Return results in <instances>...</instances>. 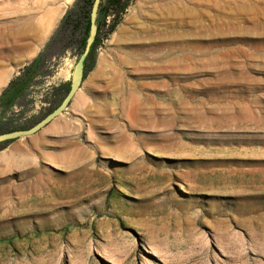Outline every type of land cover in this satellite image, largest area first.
<instances>
[{
  "label": "rangeland",
  "instance_id": "374dc122",
  "mask_svg": "<svg viewBox=\"0 0 264 264\" xmlns=\"http://www.w3.org/2000/svg\"><path fill=\"white\" fill-rule=\"evenodd\" d=\"M72 1L0 0V91ZM56 50L2 119L69 81ZM0 264H264V0H131L65 110L0 148Z\"/></svg>",
  "mask_w": 264,
  "mask_h": 264
},
{
  "label": "trees",
  "instance_id": "16d2710c",
  "mask_svg": "<svg viewBox=\"0 0 264 264\" xmlns=\"http://www.w3.org/2000/svg\"><path fill=\"white\" fill-rule=\"evenodd\" d=\"M131 0H99L96 11V31L88 53L83 62V78L92 68L95 61L96 48L114 29L126 7ZM93 0H73L63 11L54 29L51 31L42 49L36 57L26 66L22 67L18 74L11 77L4 88L0 91V104L9 102L12 105L21 106L26 102V94L29 92L30 82L34 68L49 50L57 49L61 53L66 49L74 50L79 54L83 48L87 36L89 24V11ZM68 89V82H60L51 85L42 94V100L46 104L39 112V118L44 116L55 107ZM0 114V132L25 128L33 124L36 117L28 118L24 121H11L2 119ZM0 142V148L7 142Z\"/></svg>",
  "mask_w": 264,
  "mask_h": 264
},
{
  "label": "water",
  "instance_id": "95a60500",
  "mask_svg": "<svg viewBox=\"0 0 264 264\" xmlns=\"http://www.w3.org/2000/svg\"><path fill=\"white\" fill-rule=\"evenodd\" d=\"M98 3L99 0H93L92 5L90 7L87 36L85 38L83 48L72 66L68 81V89L65 95L62 97L60 102L55 107H53L49 112H47L44 116L36 120L30 126L25 128H18V129L0 132V142L6 140H13L18 137L29 136L35 133L36 131H38L39 129H41L53 118H55L57 115H59L61 112L65 110L69 101L80 87L81 81L83 79V62L88 53L89 47L93 41L96 31L95 18H96ZM7 105H8L7 102L0 104V114L7 107Z\"/></svg>",
  "mask_w": 264,
  "mask_h": 264
},
{
  "label": "bare ground",
  "instance_id": "6f19581e",
  "mask_svg": "<svg viewBox=\"0 0 264 264\" xmlns=\"http://www.w3.org/2000/svg\"><path fill=\"white\" fill-rule=\"evenodd\" d=\"M49 13H50V12H49ZM49 13H48V15H49ZM50 14H51V13H50ZM52 14H53V13H52ZM54 14H55V12H54ZM54 14H53V15H54ZM48 17H49V16H48ZM47 20H48V21H47V22H48L47 25H46V24H43V25H44L43 27L46 26V27H45V28H46L45 32L47 31V29H48V27H49L51 21L53 20V18H48ZM45 23H46V22H45ZM41 25H42V24H41ZM42 30H44V29H42ZM34 32H35V31H34ZM40 34H41V33H40ZM40 38H41V37H40Z\"/></svg>",
  "mask_w": 264,
  "mask_h": 264
}]
</instances>
